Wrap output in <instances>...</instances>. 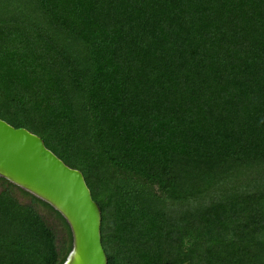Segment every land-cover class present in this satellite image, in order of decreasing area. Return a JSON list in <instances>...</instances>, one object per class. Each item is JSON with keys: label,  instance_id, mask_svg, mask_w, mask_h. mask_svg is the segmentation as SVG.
Listing matches in <instances>:
<instances>
[{"label": "trees", "instance_id": "obj_1", "mask_svg": "<svg viewBox=\"0 0 264 264\" xmlns=\"http://www.w3.org/2000/svg\"><path fill=\"white\" fill-rule=\"evenodd\" d=\"M0 120L82 173L107 264H264V0H0ZM71 245L0 178V264Z\"/></svg>", "mask_w": 264, "mask_h": 264}, {"label": "water", "instance_id": "obj_2", "mask_svg": "<svg viewBox=\"0 0 264 264\" xmlns=\"http://www.w3.org/2000/svg\"><path fill=\"white\" fill-rule=\"evenodd\" d=\"M0 178L48 204L65 220L72 245L62 264H107L100 209L82 173L65 165L38 136L2 120Z\"/></svg>", "mask_w": 264, "mask_h": 264}, {"label": "rangeland", "instance_id": "obj_3", "mask_svg": "<svg viewBox=\"0 0 264 264\" xmlns=\"http://www.w3.org/2000/svg\"><path fill=\"white\" fill-rule=\"evenodd\" d=\"M18 193V192H17ZM17 197L18 199L21 201V202H24V203H29L28 201V197L25 196V195H22L21 193H18L17 194ZM38 211L39 213L46 219V221L48 223H50L56 230H57V234L61 232V229L62 227H60L58 225V223L56 222V220L54 219V217L49 213L48 210L44 209L43 207L41 206H38Z\"/></svg>", "mask_w": 264, "mask_h": 264}]
</instances>
